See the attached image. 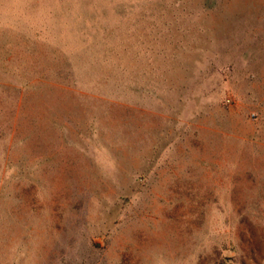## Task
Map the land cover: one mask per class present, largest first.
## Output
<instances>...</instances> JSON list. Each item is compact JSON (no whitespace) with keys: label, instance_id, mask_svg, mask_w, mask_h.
Masks as SVG:
<instances>
[{"label":"rangeland","instance_id":"obj_1","mask_svg":"<svg viewBox=\"0 0 264 264\" xmlns=\"http://www.w3.org/2000/svg\"><path fill=\"white\" fill-rule=\"evenodd\" d=\"M0 264H264V0H0Z\"/></svg>","mask_w":264,"mask_h":264}]
</instances>
